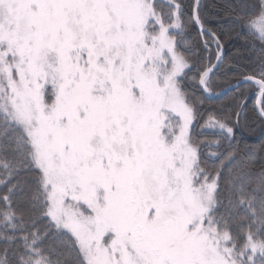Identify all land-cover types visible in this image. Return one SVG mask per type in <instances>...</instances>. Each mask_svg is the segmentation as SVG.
<instances>
[{"label": "snow or ice", "instance_id": "1", "mask_svg": "<svg viewBox=\"0 0 264 264\" xmlns=\"http://www.w3.org/2000/svg\"><path fill=\"white\" fill-rule=\"evenodd\" d=\"M249 98L264 0H0V264H264Z\"/></svg>", "mask_w": 264, "mask_h": 264}, {"label": "trees", "instance_id": "2", "mask_svg": "<svg viewBox=\"0 0 264 264\" xmlns=\"http://www.w3.org/2000/svg\"><path fill=\"white\" fill-rule=\"evenodd\" d=\"M203 2L208 5L210 12H216L220 9V5L227 3L228 0H203ZM212 18L214 22L219 19L216 16H213ZM189 31L191 32V35L188 39L193 40L195 38V32L191 29ZM217 90L219 91V89ZM223 103L228 105L230 100L225 98ZM254 103V100L251 98L247 100L248 120L241 139L243 144H246L252 149V158L256 161L257 165H259L261 159H264V124H261L253 110Z\"/></svg>", "mask_w": 264, "mask_h": 264}]
</instances>
